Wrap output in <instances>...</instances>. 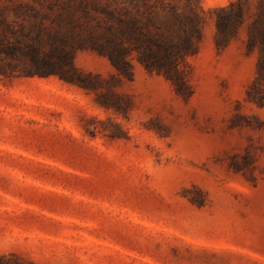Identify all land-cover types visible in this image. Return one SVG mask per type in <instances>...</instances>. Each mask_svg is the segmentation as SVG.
<instances>
[{
  "label": "rangeland",
  "instance_id": "obj_1",
  "mask_svg": "<svg viewBox=\"0 0 264 264\" xmlns=\"http://www.w3.org/2000/svg\"><path fill=\"white\" fill-rule=\"evenodd\" d=\"M121 1L204 18L175 84L94 48ZM232 1L0 0V264H264L257 55L246 27L216 44L213 10ZM45 61L94 87L32 75Z\"/></svg>",
  "mask_w": 264,
  "mask_h": 264
},
{
  "label": "trees",
  "instance_id": "obj_2",
  "mask_svg": "<svg viewBox=\"0 0 264 264\" xmlns=\"http://www.w3.org/2000/svg\"><path fill=\"white\" fill-rule=\"evenodd\" d=\"M107 11L112 24L106 32L92 35L94 48L106 55L116 70L125 77L132 75L129 56L136 51L139 61L151 72L165 75L174 84L179 80V61L196 53L202 39L204 18L192 6L190 13L182 15L176 6L161 10L168 18L160 20L152 13L150 17H134L125 2H116ZM216 13V44L226 47L241 29L247 28V53L257 55V77L248 91V101L264 106V0H235L225 7L213 10ZM49 56H57L70 64V55L53 51ZM72 68V65H71ZM73 72L58 70L52 62L38 64L32 75L48 77L59 75L62 79L83 88L94 87L91 80L82 78L74 68Z\"/></svg>",
  "mask_w": 264,
  "mask_h": 264
}]
</instances>
